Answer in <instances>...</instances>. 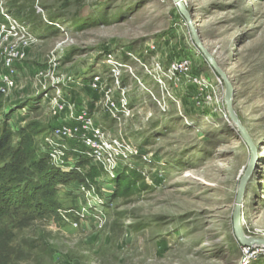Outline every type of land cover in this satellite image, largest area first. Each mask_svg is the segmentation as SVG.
I'll use <instances>...</instances> for the list:
<instances>
[{"label":"rangeland","instance_id":"374dc122","mask_svg":"<svg viewBox=\"0 0 264 264\" xmlns=\"http://www.w3.org/2000/svg\"><path fill=\"white\" fill-rule=\"evenodd\" d=\"M2 2L26 21L35 42L25 77L2 96L0 129L11 133L10 146L16 147L17 134L28 124L47 127L52 116L47 105L34 110L27 105L31 114L25 118L15 111L38 95L29 78L53 64L54 78L70 85L63 87L67 103L77 112H96L107 129L118 132L105 118L102 94L88 86L95 74L111 80L114 61L121 66L119 85L108 89L124 93L134 109L122 135L140 158L133 177L119 176L111 184L114 193L100 228L73 215L65 214V220L58 211L79 212L85 197L73 196V181L57 185L50 190L51 213L14 230L10 243L8 233L0 236V264H242L251 253L248 264H264L262 248L245 255L249 249L233 234L237 191L251 158L247 145L222 113L198 112L196 89L184 83L180 92L174 78L164 76L174 60L188 57L223 100L224 84L193 45L172 1ZM187 7L200 38L233 82L235 112L263 156L246 189L242 223L248 237L264 240V0H189ZM79 79L86 85L80 91L72 88ZM40 137H33L35 150ZM90 175L93 196H99L101 176Z\"/></svg>","mask_w":264,"mask_h":264},{"label":"built area","instance_id":"2783aa9c","mask_svg":"<svg viewBox=\"0 0 264 264\" xmlns=\"http://www.w3.org/2000/svg\"><path fill=\"white\" fill-rule=\"evenodd\" d=\"M180 1L185 5L188 4L186 0ZM16 17L17 12L4 7L0 0V93L2 95H9L16 87L19 77H25L27 69L23 68V63L26 61L30 45L35 43L28 36L30 34L26 21ZM47 25L61 30V27L53 22H48ZM109 58L113 61L111 57ZM54 66L53 64L48 69L40 70L33 78H29V85L34 89L37 88L38 95L23 103L26 105L16 110L15 116L28 117L31 114L30 108L34 110L47 105L52 116L46 123L47 130L43 134L44 137L35 142L38 156L64 174L81 173L85 176L93 169L100 171L99 196H93L96 193L95 187L89 185V180L86 178L87 186L82 183L75 186L72 191L74 197H85L83 202L79 198L82 205L80 211L74 209H68L70 213L58 211L65 220L68 221L65 214L73 215L85 226L89 225L86 223L94 220L93 226L98 229L104 221V211L114 193L111 184L117 177L129 174L137 168L139 150L122 135V127L125 122L126 125L128 124L134 109L129 107L130 102L124 93L116 95L108 89L118 88L121 66L117 62L111 63V80L107 81L100 74H95L88 86L102 94L101 103L105 110V118L117 125L120 129L118 132L107 129L96 112L93 114L82 110L84 108L77 112L70 103H67L63 87L69 88L70 85L65 84L67 81L63 78L57 80L54 78ZM193 69V63L188 57L179 61L176 59L171 64L169 73L164 76L173 77L175 86H180L176 87L181 89L180 92L183 91L184 83L196 89L193 101L200 114L206 116L219 112L227 120L226 108L223 106L222 109L220 106L224 97L223 100L220 99L214 91L213 82L202 74L198 76ZM218 81L223 85L219 78ZM158 83L162 85L163 81L159 79ZM72 86L80 91L86 85L83 79H79ZM38 98L39 101H36ZM176 104L180 106L179 101ZM27 105H30V108ZM52 122L57 126L52 127ZM136 127H140L139 122L136 123ZM95 182L97 183V179ZM86 197L89 199L87 203ZM85 217L88 218V222ZM98 223H100L99 227H97Z\"/></svg>","mask_w":264,"mask_h":264},{"label":"trees","instance_id":"16d2710c","mask_svg":"<svg viewBox=\"0 0 264 264\" xmlns=\"http://www.w3.org/2000/svg\"><path fill=\"white\" fill-rule=\"evenodd\" d=\"M2 96L0 93V115ZM40 127L37 123H30L20 130L15 148L10 146L11 133L0 129V236L8 233V243L12 242L14 230L52 212L55 207L50 201L52 188L72 181L77 186L85 183L91 173L100 175L97 169L85 176L81 173L64 174L40 158L32 146L34 135L42 136L43 130H47V127ZM121 176L134 175L131 172Z\"/></svg>","mask_w":264,"mask_h":264},{"label":"water","instance_id":"95a60500","mask_svg":"<svg viewBox=\"0 0 264 264\" xmlns=\"http://www.w3.org/2000/svg\"><path fill=\"white\" fill-rule=\"evenodd\" d=\"M175 8L177 9L178 13L184 18L186 22V26L188 27L193 45L199 50L201 56L203 57L204 61L208 64V66L214 71V73L218 76V78L224 84V103L226 108V113L229 118L230 123L236 127L237 133L240 134L241 139L247 145L251 158L248 164L247 170L243 175L235 200V207L232 216V225H233V234L236 241L243 247L247 248L248 254L251 253L250 250L262 248L264 250V240L263 239H256L252 237H248L243 230L242 227V208H243V201L245 198V193L248 184L250 183L254 172L257 168V164L259 161V153L256 145L252 141L250 135L240 122L235 109H234V99H235V87L233 82L230 80L228 74L222 69L217 61L215 60L213 54L207 49L204 42L200 38L198 34V30L195 28L196 26L193 25V15L192 12L188 9L187 5L182 3L180 0H171ZM246 252V253H247ZM253 255V253H251ZM250 254L248 257H244L242 264H248V260L251 256Z\"/></svg>","mask_w":264,"mask_h":264},{"label":"bare ground","instance_id":"6f19581e","mask_svg":"<svg viewBox=\"0 0 264 264\" xmlns=\"http://www.w3.org/2000/svg\"><path fill=\"white\" fill-rule=\"evenodd\" d=\"M186 1H187V3H188L189 0H186ZM193 25H195V24H193ZM197 25H198V24H197ZM262 157H263V156H259V161H258L259 163H260ZM259 163H258V164H259ZM258 164H257V165H258ZM241 223H242V221H241ZM242 227H243V223H242ZM243 230H244V229H243ZM244 232H245V231H244ZM246 251H247V250H246ZM245 255H248V252H247Z\"/></svg>","mask_w":264,"mask_h":264},{"label":"crops","instance_id":"0c3cea01","mask_svg":"<svg viewBox=\"0 0 264 264\" xmlns=\"http://www.w3.org/2000/svg\"><path fill=\"white\" fill-rule=\"evenodd\" d=\"M199 62V61H198ZM201 62H202V64H203V61L201 60ZM205 62V61H204ZM197 65H199V64H197ZM23 66H25V63H23ZM26 67V66H25ZM196 66H194V70H196V68H195ZM33 69H35V66H34V68ZM30 70V69H29ZM205 74V73H204ZM206 77H207V75H206ZM203 115V114H202Z\"/></svg>","mask_w":264,"mask_h":264}]
</instances>
